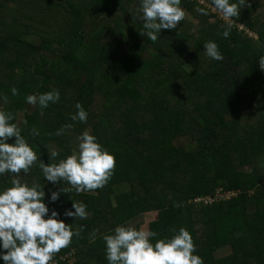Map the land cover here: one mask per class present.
Wrapping results in <instances>:
<instances>
[{
	"label": "trees",
	"instance_id": "16d2710c",
	"mask_svg": "<svg viewBox=\"0 0 264 264\" xmlns=\"http://www.w3.org/2000/svg\"><path fill=\"white\" fill-rule=\"evenodd\" d=\"M140 2L0 0V110L12 113L10 123L46 164L73 154L86 130L116 159L103 188L61 192L55 202L51 193L69 185L48 182L39 160L20 174L23 183L43 188L48 215L55 210L73 231L83 226L53 262L108 264L103 236L118 225L139 230L142 217L157 212L149 226L157 233L153 244L183 227L204 264H264V72L258 67L264 0H245L236 17L258 37L233 26L224 38L226 23L210 14L216 22L197 27L185 17L155 42L140 35ZM180 7L208 18L195 0H181ZM208 41L217 43L223 60L206 56ZM54 90L60 99L47 108L26 102L30 94ZM77 103L88 113L86 123L70 119ZM66 124L73 128L56 135ZM33 129L39 134L30 135ZM52 150L59 153L55 160H49ZM11 179L0 176V192ZM218 190L240 194L195 203ZM73 201L87 206V219L64 216L74 211ZM220 251L231 253L219 258Z\"/></svg>",
	"mask_w": 264,
	"mask_h": 264
},
{
	"label": "clouds",
	"instance_id": "9594fccd",
	"mask_svg": "<svg viewBox=\"0 0 264 264\" xmlns=\"http://www.w3.org/2000/svg\"><path fill=\"white\" fill-rule=\"evenodd\" d=\"M203 3V0H201ZM181 0H141L137 8L136 20L142 21L141 36L155 42L161 30H175L185 19V11L180 7ZM212 10L219 13L226 22L222 32L228 38L234 25L233 18L239 17L245 0L230 3V0H211ZM205 7L196 11L208 15ZM207 57L221 61L223 55L217 43L208 41L203 44ZM260 71L264 72V56L258 60ZM12 95H18L13 87ZM7 103V97L3 98ZM60 99L58 90L40 95L30 94L26 102L47 108L50 103ZM77 111L70 114L72 121L87 122L88 113L80 103L75 105ZM13 120L12 113L0 110V176L11 174V186L0 192V258L5 264H53L54 257L63 249L68 248L73 236L79 237L83 226L73 231L71 225L58 219V213L44 203L45 192L39 184L29 186L20 179V174L27 175L37 164L44 178L53 184L65 182L68 187L51 193L50 200H58L60 193L69 194L75 190L77 194L93 192L103 188L111 179L116 168V159L97 142V137L84 131L77 138L79 143L73 154L56 163H45L21 134V129ZM73 124H66L57 130L56 135H63L65 130H71ZM33 129L30 135H38ZM14 143H8L11 138ZM59 155L56 150L49 154V160H55ZM177 207L181 205L177 204ZM87 206L82 202L72 203V210H65L64 216L76 220L87 219ZM47 217V218H45ZM90 242H94L96 231L91 234ZM156 232L133 226L118 225L113 234H105L106 259L108 264H204L199 255H194L196 246L189 231L181 227L170 239H159L153 244L152 237Z\"/></svg>",
	"mask_w": 264,
	"mask_h": 264
},
{
	"label": "built area",
	"instance_id": "2783aa9c",
	"mask_svg": "<svg viewBox=\"0 0 264 264\" xmlns=\"http://www.w3.org/2000/svg\"><path fill=\"white\" fill-rule=\"evenodd\" d=\"M195 1H197V3L200 6H202V7H205L207 5L206 10L210 14H214L217 17H220V19H222L219 13H217V12L212 10V5H211V3L209 1L203 0V3L201 2V0H195ZM233 20H234V25H233L234 27L235 26L238 27L240 29V31L245 32L246 34H248L251 37H258L257 33L255 31H253L251 28H249L247 24L237 21L236 18H233ZM238 194H240V193H238V192H231V193H226V194L218 193V194H216V196L213 199H211V198L198 199V200L195 201V203L196 204H200V203L212 204V203H215V202L229 201V200L237 197ZM68 258L67 257L66 258H62L61 260L65 261ZM53 264H57V262L55 261V262H53Z\"/></svg>",
	"mask_w": 264,
	"mask_h": 264
},
{
	"label": "rangeland",
	"instance_id": "374dc122",
	"mask_svg": "<svg viewBox=\"0 0 264 264\" xmlns=\"http://www.w3.org/2000/svg\"><path fill=\"white\" fill-rule=\"evenodd\" d=\"M185 13H186L185 17L187 18V20L189 22L193 23V25L197 26V27H199L200 24L204 25V26H207L211 22H216L215 21V17H209L210 13L207 15L208 18L206 17V18H203L202 20L200 19V17H194L192 14H189L188 12H185ZM218 18L220 19V17H218ZM222 21L224 22L223 19H222ZM18 118H19V116H18ZM181 144H186L187 145V147H186L187 149L190 147L189 144L186 143L185 141H182ZM181 144H180V146H182ZM218 193H221V190H218L216 192V194H218ZM253 195H254V193H253ZM157 219H158V213L157 212L146 214L145 216L142 217V220L140 222V228H144L146 230H149V226L152 223L156 222ZM230 253H231V251H220L217 254V256L219 258H221V257L227 256V255H230ZM68 259L70 260V256H69ZM71 261L74 262V259L71 260Z\"/></svg>",
	"mask_w": 264,
	"mask_h": 264
}]
</instances>
